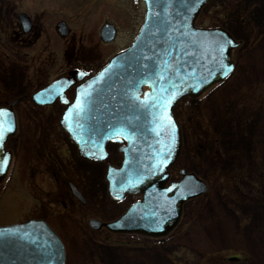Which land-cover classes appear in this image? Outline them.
Returning <instances> with one entry per match:
<instances>
[{
	"label": "rangeland",
	"instance_id": "obj_1",
	"mask_svg": "<svg viewBox=\"0 0 264 264\" xmlns=\"http://www.w3.org/2000/svg\"><path fill=\"white\" fill-rule=\"evenodd\" d=\"M20 11L35 22L24 35L15 21ZM142 15L140 0H0V105L15 100L17 118L6 141L13 159L8 181L0 183V224L46 218L64 244L65 264H264V0H209L196 17L197 25L216 24L240 42L230 76L174 109L182 144L171 178L183 167L207 189L185 203L168 240L143 239L133 245L144 250L134 251L132 241L120 243L124 235L106 240L105 230L88 225V218L118 215L131 199L106 193V161L77 156L58 126L62 106H36L29 93L66 68L97 69L128 44ZM60 19L65 38L54 27ZM104 21L116 28L106 43L99 38ZM7 35L15 41L10 50L1 46ZM107 150L117 165L116 144ZM220 252L246 260L223 262Z\"/></svg>",
	"mask_w": 264,
	"mask_h": 264
},
{
	"label": "water",
	"instance_id": "obj_2",
	"mask_svg": "<svg viewBox=\"0 0 264 264\" xmlns=\"http://www.w3.org/2000/svg\"><path fill=\"white\" fill-rule=\"evenodd\" d=\"M206 1L143 0L137 34L100 70L84 77V70L71 69L31 93L36 104L58 98L65 105L59 125L80 157L103 160L108 141H123L118 147L120 164L106 166L107 192L114 199L128 193H138L139 198L115 218H88L91 227L165 235L178 222L184 201L205 192L206 181L185 168L179 169L178 179L169 180V167L181 149L173 105L226 78L234 65L231 50L240 42L223 27L194 26ZM17 19L24 32L30 28L25 12ZM56 28L66 33L64 21ZM114 34V26L104 22L100 38L109 41ZM70 87L71 99L66 94ZM14 101L0 105V180L11 160L4 143L16 130ZM64 258L63 243L42 218L0 225V264H64Z\"/></svg>",
	"mask_w": 264,
	"mask_h": 264
},
{
	"label": "flooded vegetation",
	"instance_id": "obj_3",
	"mask_svg": "<svg viewBox=\"0 0 264 264\" xmlns=\"http://www.w3.org/2000/svg\"><path fill=\"white\" fill-rule=\"evenodd\" d=\"M16 21V24H17V28H18V33L19 34H27L28 32H30L31 30H32V28L34 27V24H35V22L33 21V19L31 18V16H30V22H31V26H30V28L27 30V32H22V27H21V25H20V23H19V21H17V20H15ZM66 37V35L64 36V38ZM6 39H7V42H10V43H2V47L3 48H9V50L10 49H13V47H15V43H12V42H15L14 40L12 41L11 39L12 38H10V36L9 35H7L6 36ZM10 40V41H9ZM17 45L19 46V44L17 43ZM17 47V46H16ZM76 67V66H75ZM69 68H66L65 69V71H64V73L63 74H65V73H67V70H68ZM88 71H91L90 70V68L88 67ZM63 74H61V75H63ZM56 102V101H55ZM54 103V102H53ZM52 103V104H53ZM69 188H70V191H71V193L72 194H76L75 193V190H73L72 188H71V186L69 185ZM129 197H132V195H129ZM60 203H61V201H59ZM63 203V202H62ZM46 221H47V219L46 218H44ZM47 223L56 231V232H58L57 231V229L52 225V224H50L48 221H47ZM93 230V229H92ZM103 230L104 229H97V230H95V232H103ZM105 235L107 236V238H105ZM122 235H124L123 237H122V242H120V243H123V244H125V245H127L128 244V242H130V241H132V245H133V243H136V242H139V241H142L143 239H152V240H156L157 242H163V241H167L168 239V234L167 235H165V236H162V237H156V238H150V237H145V236H142V235H139V234H133V233H124V234H122ZM103 237H104V239H106V240H111V237L112 236H110V233H108V232H106L105 231V233L103 234ZM114 244V243H113ZM116 245V244H115ZM134 247H133V250L134 251H136L137 249H139L140 251H143L144 250V248L143 247H137V246H135V245H133ZM221 258H222V260H223V262H234V261H239V262H244L246 259H244L243 258V255L241 254V253H238V252H234V253H231L230 255L229 254H225V253H222L221 255Z\"/></svg>",
	"mask_w": 264,
	"mask_h": 264
},
{
	"label": "snow or ice",
	"instance_id": "obj_4",
	"mask_svg": "<svg viewBox=\"0 0 264 264\" xmlns=\"http://www.w3.org/2000/svg\"><path fill=\"white\" fill-rule=\"evenodd\" d=\"M229 43H231V41H229ZM228 70H230V66H228ZM4 110H0V112H2ZM4 134V127H3V124L0 123V137H2Z\"/></svg>",
	"mask_w": 264,
	"mask_h": 264
},
{
	"label": "bare ground",
	"instance_id": "obj_5",
	"mask_svg": "<svg viewBox=\"0 0 264 264\" xmlns=\"http://www.w3.org/2000/svg\"><path fill=\"white\" fill-rule=\"evenodd\" d=\"M58 117H59V116H58ZM105 161H107V160H103V161H101V162L103 163V162H105ZM101 162H100V163H101ZM104 173H105V168H104V172H103V177H104ZM104 182H105V187H106V180H105Z\"/></svg>",
	"mask_w": 264,
	"mask_h": 264
}]
</instances>
